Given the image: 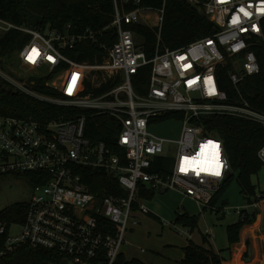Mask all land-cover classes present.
<instances>
[{"label": "built area", "instance_id": "2783aa9c", "mask_svg": "<svg viewBox=\"0 0 264 264\" xmlns=\"http://www.w3.org/2000/svg\"><path fill=\"white\" fill-rule=\"evenodd\" d=\"M187 1L215 24V32L175 50L161 51L158 45L150 58L133 27L160 29L166 0L158 9L142 6V0H113L110 25L78 33L70 32V25L63 31L51 25L33 29L0 17V36L11 30L30 35L17 52L23 64L32 70L47 67L49 72L66 65L46 84L57 95L42 93L28 84L30 78L2 68L0 80L37 101L71 109L66 116L45 122L0 114V176L36 174L25 221L0 219V237L6 236L1 254L29 245L56 253L66 264H114L128 230L138 225L135 212L152 213L138 198L141 185L158 193L178 191L202 212L210 208L225 215L224 208L209 205L231 170L223 142L193 120L225 115L264 129V112L239 91L229 99L218 77L219 70L228 67L230 82L238 89L245 78L264 74V0ZM80 44L100 48L103 60L78 62L66 54ZM144 66L151 67L148 87L138 94L132 78ZM70 71L81 74L71 82L73 93L55 82ZM108 82L114 85L94 94ZM87 112L113 117L118 130L113 146L93 143L86 136ZM168 114L182 124L176 139L149 131L151 122ZM257 156L264 165V144ZM165 157L171 160L167 172H152ZM87 171L117 181L126 195L97 197L83 182ZM257 198L236 208L239 220L247 218V209L256 208L263 197Z\"/></svg>", "mask_w": 264, "mask_h": 264}, {"label": "trees", "instance_id": "16d2710c", "mask_svg": "<svg viewBox=\"0 0 264 264\" xmlns=\"http://www.w3.org/2000/svg\"><path fill=\"white\" fill-rule=\"evenodd\" d=\"M163 2L164 0H142L141 5L158 9L163 6ZM113 13V0H0L1 18L33 29H44L47 25H51L52 28L60 31L70 25V32L72 33H78L87 28L101 29L111 24ZM133 29L139 37L138 41L142 48L150 58L154 55L158 45L161 51L166 49L175 50L212 35L216 26L203 12L187 0H166L164 18L160 29L141 25H136ZM108 34L109 40L112 42L113 38L110 37V33ZM29 39V34L17 30L2 34L0 36V68L14 74L7 69V66L12 64L13 55ZM66 54L78 62L94 63L96 60L98 62L103 60L101 49L95 45L80 44L74 50L67 51ZM65 68L66 65H62L42 76L31 77L28 84L42 93L57 95L59 92L46 84L52 80L56 73ZM150 73L151 67L144 66L133 76L132 84L136 93L144 94L147 91ZM71 75L73 76L72 80L67 82L66 78ZM80 77L81 74L70 71L58 76L55 82L59 83L64 91L73 93L74 87L71 82ZM218 77L220 85L228 94L229 99L237 97L239 91L255 108L264 112V74L245 78L238 84V89L230 82L228 67L221 68ZM113 85L114 83L108 82L103 84L102 87L94 89L93 92L97 95L102 94ZM69 112H71V109L42 103L27 95L15 92L8 83L0 80L1 115L20 118L33 116L35 119L45 122L48 119L52 120L66 116ZM86 114L88 117L86 136L90 141L93 143L105 142L108 146H113L118 132L113 117L96 115L92 112ZM172 116L168 114L164 116V119ZM193 122L202 125L207 134H213L222 140L231 167L229 175L214 194L209 205L214 207L219 192L233 178H236L245 204H252L257 201L252 177L258 174L263 166L257 152L264 144V129L255 123L225 115L202 116L195 118ZM170 162L171 160L168 157L160 158L156 162V167L154 166L151 171L166 173ZM35 175V173H30L16 176H23L32 184H35ZM83 182L99 198L109 194L115 196L126 195V192L117 181L111 180L98 172H85ZM154 195L153 190L147 189L143 185L140 186L139 199L152 200ZM224 203L227 204V200ZM27 210L28 202L17 203L2 210L0 219L9 223H23ZM214 211L220 214L219 210ZM197 218L195 215L180 211L177 212L174 223L189 228L192 232L198 227ZM254 219V213L248 214L244 220H238L236 223L227 226V238L230 246L240 242L241 230L245 225L252 224ZM5 237V235L0 237V264H62L63 262V259L52 251L34 248L29 245H21L11 252L1 254ZM203 243L208 244V246L190 241L183 249L184 255L179 264H222L224 258L215 250L207 234L203 235ZM247 245H249L248 241ZM114 264L148 263L138 258L128 260L123 253H120Z\"/></svg>", "mask_w": 264, "mask_h": 264}, {"label": "rangeland", "instance_id": "374dc122", "mask_svg": "<svg viewBox=\"0 0 264 264\" xmlns=\"http://www.w3.org/2000/svg\"><path fill=\"white\" fill-rule=\"evenodd\" d=\"M12 64H9L7 69L15 76H21L25 80L49 73L47 67L32 70L22 63L17 53L13 55ZM181 126L182 124L178 119L169 117L151 122L149 131L164 138L176 139L180 135ZM164 151L167 152V146L164 147ZM252 182L255 185L256 194L264 198V165L258 174L252 177ZM33 194L34 186L27 178L16 175L0 176V212L14 204L28 202ZM225 200H227V204L224 203ZM146 201V206L159 218L153 215H142L136 231L126 235V244H128L126 246L135 251L137 248H143L146 251L144 255H147L148 259L154 258L158 264H177L182 257L180 248L185 242L191 241L208 246V244L203 243V235L207 225L216 231L218 235L217 244L221 247H228L230 244L226 227L228 224L239 220L235 208L245 206L236 178H233L219 192L217 202L214 205L216 208H224L227 211L225 216L212 211L210 208L202 213L196 203L173 191L157 193L152 200ZM180 211H188L191 215L198 217V227L194 231L191 232L189 228L174 223L177 212ZM185 230L191 234V238L188 239V234H183Z\"/></svg>", "mask_w": 264, "mask_h": 264}, {"label": "crops", "instance_id": "0c3cea01", "mask_svg": "<svg viewBox=\"0 0 264 264\" xmlns=\"http://www.w3.org/2000/svg\"><path fill=\"white\" fill-rule=\"evenodd\" d=\"M145 187L148 189L147 186H145ZM171 191L177 192L178 194L184 196L185 199L189 198V197L183 195L182 193H180L178 191L170 190V192ZM157 193L158 192L154 191V194H155L154 196H156ZM189 199H190V201L196 203L191 198H189ZM142 201L145 202L146 200L142 199ZM236 208H238V207H236ZM199 211L202 212L201 209H199ZM247 212L249 214H252V213L255 214L254 222L252 224H248V225H245L243 227V229L241 230V233H240V238H241L240 242L235 243L231 246L229 245L228 247H223V246L221 247L219 244H217L218 235H217L216 231H213V229H211L208 225L205 229V234H206L207 229L210 230L208 237H210V239L212 237L211 241L215 247V250L217 252H219L220 256H222L224 258V260L222 261V264H264V198H262L259 201L258 206L256 208L249 207L247 209ZM187 213H189V212L187 211ZM151 214L156 216L157 218H159L156 214H154V213H151ZM151 214H149V215H151ZM142 215H144V214H142L138 211H136L134 214V217L138 220V225H139V221L141 220ZM223 216H225V215H223ZM236 216L238 217L237 214H236ZM138 225L130 228L128 230L127 234L129 233V235H130V233L136 231V228L138 227ZM163 225H164V223H163ZM228 225H230V224H228ZM226 229H227V227H226ZM179 233L181 234V232H179ZM183 234H185V233H183ZM188 236H189L188 239L191 238V234ZM247 241L249 242V245H247ZM126 242L122 248V253L126 259L130 260L132 258H138V259H140L143 262L148 263V264H158V261H156L154 258L148 259L147 255H144L146 253V251L143 248H137L136 251L132 250L126 246V245H128V244H126ZM187 245H188V242H185L180 248L182 250L181 251V253H182L181 259L183 258V255H184L183 249ZM159 262H161V261H159ZM179 262L180 261H178L177 264H179Z\"/></svg>", "mask_w": 264, "mask_h": 264}, {"label": "snow or ice", "instance_id": "6c2138e0", "mask_svg": "<svg viewBox=\"0 0 264 264\" xmlns=\"http://www.w3.org/2000/svg\"><path fill=\"white\" fill-rule=\"evenodd\" d=\"M241 11H243V9H241ZM245 15H248V13H245ZM213 147L217 148L218 146L213 145ZM202 151H203V149H202ZM217 156H218V153H217ZM218 169H219V164L217 163V171L215 173L216 175H219V170ZM181 170L184 171L185 169L182 167Z\"/></svg>", "mask_w": 264, "mask_h": 264}, {"label": "water", "instance_id": "95a60500", "mask_svg": "<svg viewBox=\"0 0 264 264\" xmlns=\"http://www.w3.org/2000/svg\"><path fill=\"white\" fill-rule=\"evenodd\" d=\"M62 264H66V262H65V261H63V262H62Z\"/></svg>", "mask_w": 264, "mask_h": 264}]
</instances>
